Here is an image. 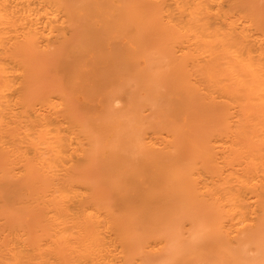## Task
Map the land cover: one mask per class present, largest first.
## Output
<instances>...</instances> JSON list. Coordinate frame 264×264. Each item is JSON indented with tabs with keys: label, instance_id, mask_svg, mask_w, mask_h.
<instances>
[{
	"label": "bare ground",
	"instance_id": "1",
	"mask_svg": "<svg viewBox=\"0 0 264 264\" xmlns=\"http://www.w3.org/2000/svg\"><path fill=\"white\" fill-rule=\"evenodd\" d=\"M0 264H264V0H0Z\"/></svg>",
	"mask_w": 264,
	"mask_h": 264
}]
</instances>
